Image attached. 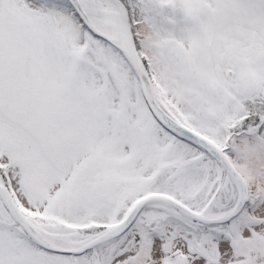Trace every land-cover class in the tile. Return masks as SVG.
Wrapping results in <instances>:
<instances>
[{
  "label": "snow or ice",
  "instance_id": "obj_1",
  "mask_svg": "<svg viewBox=\"0 0 264 264\" xmlns=\"http://www.w3.org/2000/svg\"><path fill=\"white\" fill-rule=\"evenodd\" d=\"M0 264H264V0H0Z\"/></svg>",
  "mask_w": 264,
  "mask_h": 264
}]
</instances>
